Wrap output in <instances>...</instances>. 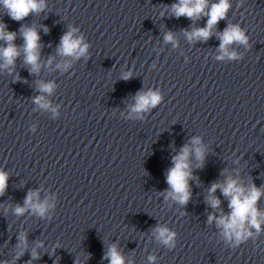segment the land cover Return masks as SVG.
Instances as JSON below:
<instances>
[{
	"label": "clouds",
	"instance_id": "obj_1",
	"mask_svg": "<svg viewBox=\"0 0 264 264\" xmlns=\"http://www.w3.org/2000/svg\"><path fill=\"white\" fill-rule=\"evenodd\" d=\"M0 7L14 21L22 22L27 17L40 15L48 11V0H0ZM170 17L179 19L187 18L193 25L202 18L206 19L203 27H191L183 29V35L190 43H207L214 35L220 41L217 48L216 59L236 61L242 56L233 47L241 45L245 48L251 47L250 37L247 30L240 23H227L222 30H218L219 22L228 20V13L232 8V0H176L175 3L165 6ZM41 28L45 34L50 29L42 25L37 27L34 24L21 23L18 31L8 30V25L0 20V73L7 72L13 76V82L22 80L19 73L15 72L18 59L22 58L23 64L27 67L30 75L36 76L41 72L42 67L51 68L55 57L49 56L46 65H42L41 56L44 45L41 43ZM23 43L17 44V38ZM164 42L171 43L176 47L178 42L173 32L164 34ZM90 44L80 34V29L69 24L67 30L60 37L56 48V56L63 58L62 62L55 64V69L67 72L72 67L73 60L88 58ZM133 77L131 70L124 71L120 79L129 80ZM26 82V81H25ZM38 95L33 96L32 103L39 109L50 111L54 117L58 116V106H53L49 97L55 92L57 83L54 80H39L36 82ZM134 103L128 106L130 119H143V114L157 108L163 101L164 96L160 90L148 88L141 89L133 96ZM35 125L31 131L35 132ZM208 145L200 136H193L188 143H185L179 151L171 157L172 166L165 173L168 187L159 193L165 202L172 201L182 209L192 199L191 182L196 181L199 185V177L194 173L196 169H202L208 155ZM195 161V164L193 163ZM220 175L222 180L213 181L207 189L205 204L212 209L208 213L207 223L215 224L223 242L230 248H237L248 240H255L264 234V210L259 208V201L264 197V184L259 187L254 182L243 183L239 175H232L227 168L222 169ZM10 174L0 168V197H3L8 189ZM219 190L221 196L228 201V211L224 212L221 205L222 200L216 193ZM55 203L48 198H40V190H29L24 197L23 204H16L13 212L20 217L26 213L45 218ZM186 215V213H183ZM154 239L162 246L173 250L177 246L176 231H173L167 224L157 223L151 230ZM17 247L19 252L15 253L9 264H17L21 257L28 251V237L26 232L17 235ZM43 242H38L30 252L31 259L26 264H32L33 260L40 259L39 248ZM91 258L89 253L87 259ZM103 260L108 264H133L119 250L116 243L107 245L103 254ZM157 257L149 255V264H156ZM4 264V262H0ZM76 264H87L80 260Z\"/></svg>",
	"mask_w": 264,
	"mask_h": 264
}]
</instances>
